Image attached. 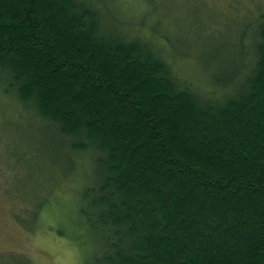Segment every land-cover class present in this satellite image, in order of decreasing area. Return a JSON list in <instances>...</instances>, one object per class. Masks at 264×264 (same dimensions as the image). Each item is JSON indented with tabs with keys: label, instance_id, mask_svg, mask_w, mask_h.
Wrapping results in <instances>:
<instances>
[{
	"label": "trees",
	"instance_id": "16d2710c",
	"mask_svg": "<svg viewBox=\"0 0 264 264\" xmlns=\"http://www.w3.org/2000/svg\"><path fill=\"white\" fill-rule=\"evenodd\" d=\"M187 6L0 0V95L72 186L80 264H264V12L202 42Z\"/></svg>",
	"mask_w": 264,
	"mask_h": 264
},
{
	"label": "rangeland",
	"instance_id": "374dc122",
	"mask_svg": "<svg viewBox=\"0 0 264 264\" xmlns=\"http://www.w3.org/2000/svg\"><path fill=\"white\" fill-rule=\"evenodd\" d=\"M173 1L187 6L189 0ZM195 1L178 12L187 22L192 18L193 23L200 21L204 29L195 35L201 36L202 42L221 35L232 36L234 31L228 30L226 24L241 32L251 22L256 7L264 12V0H239L234 9L228 0ZM193 5L199 8L198 13L190 12ZM211 18L218 21L211 25L212 29L219 28L217 33L209 28ZM182 27L183 31L188 30L187 25ZM173 28V34L179 35ZM178 68L189 76L196 74L187 63L181 62ZM8 101V97L0 95V264H80L79 248L59 234L66 228L68 198L73 206L72 186L61 183L58 190L51 192L55 184L49 176L54 171L48 168L41 151L45 142L28 126L27 114L11 109L17 106L11 100L7 104ZM43 199L44 208L37 219H32L31 214Z\"/></svg>",
	"mask_w": 264,
	"mask_h": 264
}]
</instances>
